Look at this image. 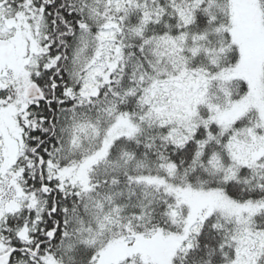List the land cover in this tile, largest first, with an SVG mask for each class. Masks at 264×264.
Returning a JSON list of instances; mask_svg holds the SVG:
<instances>
[{
    "label": "snow or ice",
    "instance_id": "obj_1",
    "mask_svg": "<svg viewBox=\"0 0 264 264\" xmlns=\"http://www.w3.org/2000/svg\"><path fill=\"white\" fill-rule=\"evenodd\" d=\"M0 264H264V0H0Z\"/></svg>",
    "mask_w": 264,
    "mask_h": 264
}]
</instances>
